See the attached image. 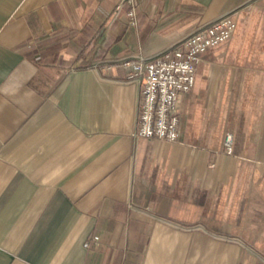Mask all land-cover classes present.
<instances>
[{
	"label": "crops",
	"instance_id": "1",
	"mask_svg": "<svg viewBox=\"0 0 264 264\" xmlns=\"http://www.w3.org/2000/svg\"><path fill=\"white\" fill-rule=\"evenodd\" d=\"M133 1L0 0V264H264V0ZM226 13L178 141L136 138L121 60Z\"/></svg>",
	"mask_w": 264,
	"mask_h": 264
},
{
	"label": "built area",
	"instance_id": "2",
	"mask_svg": "<svg viewBox=\"0 0 264 264\" xmlns=\"http://www.w3.org/2000/svg\"><path fill=\"white\" fill-rule=\"evenodd\" d=\"M128 11L129 23L138 24V15L133 0ZM234 13L223 14L209 23L199 26L170 48L161 53L144 57H127L121 63L129 68L127 82L142 85L139 101L136 138H149L167 142L179 139V110L182 94L196 84L198 64L202 55L210 47H215L230 39L236 29ZM224 153L232 155L234 135L227 132L224 137ZM94 236L86 241H98Z\"/></svg>",
	"mask_w": 264,
	"mask_h": 264
}]
</instances>
